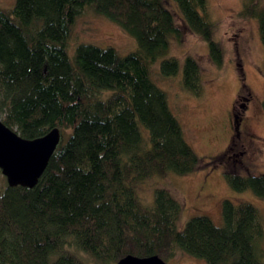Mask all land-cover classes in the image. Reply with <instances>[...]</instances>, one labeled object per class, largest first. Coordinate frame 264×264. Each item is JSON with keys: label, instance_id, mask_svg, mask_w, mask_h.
<instances>
[{"label": "trees", "instance_id": "1", "mask_svg": "<svg viewBox=\"0 0 264 264\" xmlns=\"http://www.w3.org/2000/svg\"><path fill=\"white\" fill-rule=\"evenodd\" d=\"M174 1L220 66L207 0ZM87 9L133 37L137 50L121 56L80 44L70 56L76 20ZM244 14L258 19L264 47V8L249 0ZM181 34L164 0H14L13 8L0 7V118L24 139L54 128L62 134L33 189L9 187L0 171V264H116L127 255L166 262L177 251L207 264H264V227L253 205L224 200L222 226L197 216L180 230L182 205L169 191L156 189L149 207L139 198L141 183L185 176L201 164L151 76L158 61L163 77L178 75V61L166 57L170 38ZM182 86L202 92L192 57ZM225 179L234 192L264 200V174L226 172Z\"/></svg>", "mask_w": 264, "mask_h": 264}, {"label": "rangeland", "instance_id": "2", "mask_svg": "<svg viewBox=\"0 0 264 264\" xmlns=\"http://www.w3.org/2000/svg\"><path fill=\"white\" fill-rule=\"evenodd\" d=\"M173 12L181 37H171L167 59L178 61V75L165 78L160 63L151 67L153 82L168 97L169 106L180 122L184 139L193 148L201 164L188 175L168 174L154 177L137 187L145 206H152L156 189H165L182 205L179 229L197 216L208 217L216 226L223 225L222 202L253 205L264 227V200L252 192L237 193L226 182V172L243 177L264 174V47L256 18L246 17L249 0H207L205 15L212 24L213 39L223 53L218 66L207 42L184 23L174 0H164ZM258 9L264 0H256ZM14 0H0V7L11 9ZM80 44L113 48L121 56L135 52L136 40L108 19L91 9L76 20L70 40L73 56ZM187 57L194 58L200 69L201 94L196 96L182 86V69ZM239 124V126H237ZM0 177H3L0 175ZM264 263V236L258 242ZM167 264H207L175 252Z\"/></svg>", "mask_w": 264, "mask_h": 264}, {"label": "water", "instance_id": "3", "mask_svg": "<svg viewBox=\"0 0 264 264\" xmlns=\"http://www.w3.org/2000/svg\"><path fill=\"white\" fill-rule=\"evenodd\" d=\"M61 139L62 134L58 128L34 140L24 139L7 127L0 118V171L8 186L33 189L44 174ZM116 264L167 263L158 255H127Z\"/></svg>", "mask_w": 264, "mask_h": 264}, {"label": "flooded vegetation", "instance_id": "4", "mask_svg": "<svg viewBox=\"0 0 264 264\" xmlns=\"http://www.w3.org/2000/svg\"><path fill=\"white\" fill-rule=\"evenodd\" d=\"M237 126H239V124Z\"/></svg>", "mask_w": 264, "mask_h": 264}]
</instances>
